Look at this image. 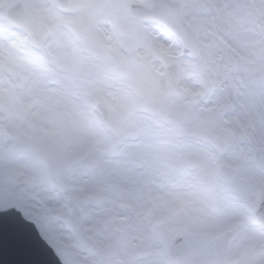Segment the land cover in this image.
I'll return each mask as SVG.
<instances>
[{
    "label": "snow or ice",
    "instance_id": "snow-or-ice-1",
    "mask_svg": "<svg viewBox=\"0 0 264 264\" xmlns=\"http://www.w3.org/2000/svg\"><path fill=\"white\" fill-rule=\"evenodd\" d=\"M3 233L47 264H264V0H0Z\"/></svg>",
    "mask_w": 264,
    "mask_h": 264
},
{
    "label": "water",
    "instance_id": "water-1",
    "mask_svg": "<svg viewBox=\"0 0 264 264\" xmlns=\"http://www.w3.org/2000/svg\"><path fill=\"white\" fill-rule=\"evenodd\" d=\"M47 259L21 246L12 234H0V264H47Z\"/></svg>",
    "mask_w": 264,
    "mask_h": 264
},
{
    "label": "clouds",
    "instance_id": "clouds-1",
    "mask_svg": "<svg viewBox=\"0 0 264 264\" xmlns=\"http://www.w3.org/2000/svg\"><path fill=\"white\" fill-rule=\"evenodd\" d=\"M7 189L8 190H11V191H22V192H26L27 194H35V192L39 191V188L38 187H33V186H28V185H25L23 183V180H17L16 182L14 183H11L9 185H7ZM194 231H199L198 229H194ZM198 244V240L196 238H194L192 241H191V245L193 247H195L196 245Z\"/></svg>",
    "mask_w": 264,
    "mask_h": 264
}]
</instances>
